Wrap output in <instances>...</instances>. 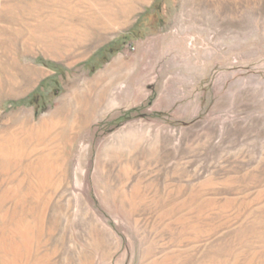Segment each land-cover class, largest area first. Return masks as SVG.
Wrapping results in <instances>:
<instances>
[{
	"label": "rangeland",
	"instance_id": "1",
	"mask_svg": "<svg viewBox=\"0 0 264 264\" xmlns=\"http://www.w3.org/2000/svg\"><path fill=\"white\" fill-rule=\"evenodd\" d=\"M100 76L43 174L12 135ZM0 264H264V0H0Z\"/></svg>",
	"mask_w": 264,
	"mask_h": 264
},
{
	"label": "bare ground",
	"instance_id": "2",
	"mask_svg": "<svg viewBox=\"0 0 264 264\" xmlns=\"http://www.w3.org/2000/svg\"><path fill=\"white\" fill-rule=\"evenodd\" d=\"M26 43L28 42L26 41ZM28 46L27 44L25 48L29 49ZM14 69L16 68L14 67ZM11 73L14 75L15 82L17 75L15 72ZM117 73L121 75L119 70L113 71V74ZM106 79L109 77L100 76L90 82L88 89L79 90L76 88L69 95L63 96L60 108L48 117L42 118L38 124L33 123L30 116H27V119L19 124L11 141L19 143V147L23 150L28 147L32 148L31 151L29 150V156L34 158L32 162L43 174L46 175L48 166L51 167L53 174L61 171L69 144L77 139V134L85 125L99 116L110 104L109 87L114 84L113 81L116 79L112 78L110 81ZM103 81H107V85L96 91L95 87L100 86Z\"/></svg>",
	"mask_w": 264,
	"mask_h": 264
},
{
	"label": "trees",
	"instance_id": "3",
	"mask_svg": "<svg viewBox=\"0 0 264 264\" xmlns=\"http://www.w3.org/2000/svg\"><path fill=\"white\" fill-rule=\"evenodd\" d=\"M155 5H157L158 6V3H156ZM118 50H111V53H115V52H117ZM39 99V96H37L35 99L33 98V101H37ZM33 104L35 103V102H32Z\"/></svg>",
	"mask_w": 264,
	"mask_h": 264
}]
</instances>
